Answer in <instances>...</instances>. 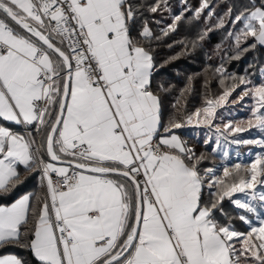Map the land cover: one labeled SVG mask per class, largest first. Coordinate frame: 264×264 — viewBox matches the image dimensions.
Masks as SVG:
<instances>
[{
	"label": "snow or ice",
	"instance_id": "obj_1",
	"mask_svg": "<svg viewBox=\"0 0 264 264\" xmlns=\"http://www.w3.org/2000/svg\"><path fill=\"white\" fill-rule=\"evenodd\" d=\"M166 6L167 0H0V194L34 172L45 190L42 200L28 193L0 205V247L27 249L34 264H264V152L222 175L202 172L205 157L176 132L195 124L215 129L217 147L223 138L264 148V138L237 136L264 132V83L249 87L241 77L229 86L221 79L222 94L164 125L152 88L154 56L143 43L162 37L147 21L139 38L133 32L145 10ZM205 9L208 19L215 16L210 0H202L197 19ZM232 12L231 23L242 24L228 32L237 57L264 46V0L234 18ZM183 15L161 30L163 37ZM225 24L217 17L214 27ZM215 71L224 75L222 67ZM241 85L238 100L254 101L251 118L214 124L217 109ZM237 193L250 198L234 199ZM226 199L243 210L238 219L246 231L218 218L226 216ZM0 264L28 262L9 254Z\"/></svg>",
	"mask_w": 264,
	"mask_h": 264
},
{
	"label": "trees",
	"instance_id": "obj_2",
	"mask_svg": "<svg viewBox=\"0 0 264 264\" xmlns=\"http://www.w3.org/2000/svg\"><path fill=\"white\" fill-rule=\"evenodd\" d=\"M152 3L153 0H147ZM261 0H210V7L214 9L215 16L207 18L208 10L205 9L199 19L195 16V10L200 8L202 0H167V6L157 13L144 11L143 17L137 22L133 36L138 33L144 21L155 36H161L159 40L153 39L150 43L143 42L152 50L156 70L152 78L153 91L161 99L162 123L169 124L174 119H183L187 114L195 112L205 106L208 99L217 98L222 94L223 86L220 83L224 79L230 86L228 77L244 78L251 76L264 67V46L257 45L255 49L240 51L237 57L234 36H228V32H237L242 24L233 25L227 17L229 7L233 8L232 17L252 4L259 6ZM183 13V18L178 22L175 32L168 36H162V29L172 23L173 17ZM217 17H225L226 24L223 28L214 27ZM159 21V23H157ZM212 27V31L205 35L206 29ZM203 39H200L201 36ZM195 44V46H193ZM242 48L247 44H242ZM222 67L224 75L216 73L215 69ZM232 80V79H230ZM180 138L187 143L199 156L203 154L204 160L200 162V169L214 168L221 161L213 153L210 143L205 144L200 138L188 135L186 130H176ZM41 141L40 137H37ZM24 184L18 186L8 194H0V205H7L19 197L32 193L34 197L43 199L45 194L40 185L39 172L26 174ZM208 199V191L204 193ZM36 203V200H33ZM223 209L226 216L218 218L221 222L229 219L240 231H246L245 225L235 216L236 212L228 201H224ZM8 253L34 264L31 253L19 246L0 247V255Z\"/></svg>",
	"mask_w": 264,
	"mask_h": 264
},
{
	"label": "rangeland",
	"instance_id": "obj_3",
	"mask_svg": "<svg viewBox=\"0 0 264 264\" xmlns=\"http://www.w3.org/2000/svg\"><path fill=\"white\" fill-rule=\"evenodd\" d=\"M246 80L250 81L249 87L252 85H259L261 83H264V67L259 71V73H255L251 76H248ZM239 78H236L235 81L230 80L227 81L230 83V85L234 82L238 83ZM243 85H241L240 88H237L236 92L232 94L231 97H229V102L226 103L223 107L217 109V119L214 121V124H219L221 127L224 123L232 122L233 124H238L242 121L246 122L248 119L251 118V111L250 108L254 101L251 97H245L243 101L238 100L239 94H241L243 90ZM235 100V103H232V101ZM178 130H186L188 135H192L196 138H200L203 141L210 138V144L212 145L213 153L220 158V162L218 165H216L214 168H212L217 175H222L223 168L224 167H232L233 165L240 163L242 165L249 164L252 160H254L255 155L261 152H264V148H261L258 145L249 144V145H237L232 144L230 142H224L223 138H221V143L219 147H217V144L215 142L216 140V132L214 128H207L204 126H196L188 125L184 128L178 129ZM237 136H239L242 139H261L264 138V132H262L260 129L257 128H251L248 129L242 133H238ZM231 140V137L229 138ZM227 152L228 155L225 156L224 152ZM258 190L259 187H258ZM240 198L242 200H247L250 197H248L246 194L237 193L233 197ZM226 201H228L226 199ZM231 207L234 208L236 214L235 216H239V214L242 213L243 210L237 209L230 201H228ZM259 204V201L254 202ZM253 220H255V214H249ZM247 228V225H245Z\"/></svg>",
	"mask_w": 264,
	"mask_h": 264
},
{
	"label": "crops",
	"instance_id": "obj_4",
	"mask_svg": "<svg viewBox=\"0 0 264 264\" xmlns=\"http://www.w3.org/2000/svg\"><path fill=\"white\" fill-rule=\"evenodd\" d=\"M14 128L16 129V130H20V126H14ZM40 174V173H39ZM39 180H40V175H39ZM44 190V189H43ZM44 194H45V190H44ZM20 198V197H19ZM18 198V199H19ZM3 255H9L8 253H4V254H1L0 256H3Z\"/></svg>",
	"mask_w": 264,
	"mask_h": 264
}]
</instances>
